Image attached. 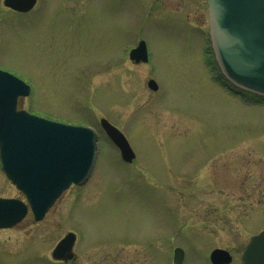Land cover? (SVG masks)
I'll use <instances>...</instances> for the list:
<instances>
[{
  "label": "rangeland",
  "instance_id": "374dc122",
  "mask_svg": "<svg viewBox=\"0 0 264 264\" xmlns=\"http://www.w3.org/2000/svg\"><path fill=\"white\" fill-rule=\"evenodd\" d=\"M206 0H38L26 14L0 0V69L32 88L19 107L98 133L91 175L40 222L0 230V264H241L264 229V99L217 78ZM143 41L147 63L128 52ZM219 75V74H218ZM153 79L158 90L147 87ZM105 118L135 153L102 131ZM0 197L20 194L0 171ZM67 232L77 258L55 263Z\"/></svg>",
  "mask_w": 264,
  "mask_h": 264
},
{
  "label": "water",
  "instance_id": "95a60500",
  "mask_svg": "<svg viewBox=\"0 0 264 264\" xmlns=\"http://www.w3.org/2000/svg\"><path fill=\"white\" fill-rule=\"evenodd\" d=\"M36 0H5L18 12L30 10ZM209 41L221 75L238 89L264 97V0H206ZM135 63L147 61L145 43L131 50ZM149 88H157L153 80ZM30 88L8 72L0 70V162L7 178L26 196L35 220L71 184L84 183L94 165L96 132L89 127L52 122L17 110L20 97ZM101 127L119 149L122 159L131 162L134 153L125 136L107 120ZM16 200L0 199V228L8 227L25 215ZM74 235L68 234L54 249V259L72 258ZM183 251L174 250V264ZM212 264H228L229 253L215 249ZM241 264H264V230L253 236L242 255Z\"/></svg>",
  "mask_w": 264,
  "mask_h": 264
},
{
  "label": "flooded vegetation",
  "instance_id": "af4514ba",
  "mask_svg": "<svg viewBox=\"0 0 264 264\" xmlns=\"http://www.w3.org/2000/svg\"><path fill=\"white\" fill-rule=\"evenodd\" d=\"M21 198H22V197H21ZM28 215H31V212H30V211L27 212L25 218H26ZM31 216H32V215H31ZM25 218H24V219H25ZM24 219H23V220H24ZM23 220H22L21 222L15 224L13 227L9 228V230L18 227V226L23 222ZM32 220H33V217H32ZM0 230H8V229H0ZM76 258H77V255L74 254V259H76ZM58 263H62V262H58ZM67 263H68V262H67Z\"/></svg>",
  "mask_w": 264,
  "mask_h": 264
}]
</instances>
